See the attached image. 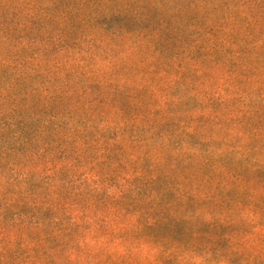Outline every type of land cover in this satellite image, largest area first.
<instances>
[{
    "label": "trees",
    "instance_id": "16d2710c",
    "mask_svg": "<svg viewBox=\"0 0 264 264\" xmlns=\"http://www.w3.org/2000/svg\"><path fill=\"white\" fill-rule=\"evenodd\" d=\"M38 2L17 0L13 6L9 0H0V29L5 40H14L17 31L30 44L48 36L56 49L79 46L87 40L113 60L109 75L102 72L85 82L71 80L62 92L50 93L52 86L38 81L37 69L19 70L25 59L8 52L0 56V170L12 179L7 182V191L23 192L13 186L23 181L30 182L33 188V194L21 202L13 200L4 207L1 239L11 237L20 243L29 240L36 252L46 256L45 264H70L69 260H62L66 247L75 248L79 255L99 256L100 253L88 255L80 246L78 222H62L72 217L66 216L67 203L72 199L81 207L84 204L80 200L85 199L84 190L72 184L74 173H70V165L94 162L101 171L113 164L121 173L130 174L127 181L131 191L132 185L141 186L139 180L151 190L152 199V192L156 191L159 201H149L147 212L155 220L149 218L147 227L164 225L180 233V238L158 236L163 264H196L197 255H204L206 262L211 255L229 261L236 254L230 246H242L245 241L246 219L242 210L258 212V223L264 226V6L256 13L251 9L248 17L239 14L237 8H226L224 2L222 10L221 4L210 0ZM159 6L184 8L200 26L160 28L156 34L126 27L127 23L142 24L147 20L144 8L159 10ZM21 15L28 24H19ZM89 21L103 26L106 43L101 35L88 29ZM229 21L234 26L224 29ZM242 22L245 33L235 26ZM36 24L41 28L37 33L33 30ZM149 38L161 53L154 60L142 58ZM131 53L132 62L125 60ZM215 67L230 72L224 94H214ZM158 69L168 81L187 85L197 95L206 97L207 102L189 93L184 105L169 104L171 108L185 106L183 114L169 116L161 113L165 109H151L148 81L155 76L144 81L135 73L147 70L154 74ZM130 72L132 80L128 83L115 78ZM173 74L176 78L169 79ZM55 81L62 83L60 78ZM79 83L82 85L77 86ZM179 86L176 93L181 92ZM130 88L132 94H127ZM120 95L126 98L119 107L121 124L103 108L110 97ZM190 102L201 105V110L192 112ZM230 124L239 132L231 135L226 127ZM190 126V130H185ZM163 136L167 140L158 141ZM186 138L204 146V150L198 153L185 149ZM221 139H228L232 148L225 152L213 149ZM238 148H248L249 153L240 150L242 155L229 156ZM132 151L144 156H132ZM86 194L94 195L90 189ZM123 194L121 198L109 196L102 200L103 206L121 209L123 198L132 197L129 190ZM153 202L156 203L151 207ZM176 206L179 211L173 210ZM97 211L93 217L107 224V214L100 216L103 211ZM86 212L74 217H83ZM58 218L60 221L56 222ZM54 225L60 226L62 236L52 229ZM177 226L179 231L175 230ZM127 232L124 235L129 237ZM257 237L264 244V231ZM136 241L133 237L129 249L138 246ZM119 264H124L122 259ZM132 264H141L133 251Z\"/></svg>",
    "mask_w": 264,
    "mask_h": 264
},
{
    "label": "rangeland",
    "instance_id": "374dc122",
    "mask_svg": "<svg viewBox=\"0 0 264 264\" xmlns=\"http://www.w3.org/2000/svg\"><path fill=\"white\" fill-rule=\"evenodd\" d=\"M10 5L15 6L17 0H9ZM43 1V0H42ZM213 3L221 4V9H224L223 2L226 5V8H237L239 14L250 17L249 14L251 9L256 12H259L261 7L264 6V0H254L249 5V2L252 0H210ZM41 2V0H40ZM38 2V5L40 4ZM47 2V0H44ZM160 3V2H158ZM247 6V7H246ZM159 10L153 8H144L142 12L147 16V20L142 24H136L130 22L126 24V27L137 28L143 31L151 32L156 34L160 28H172V29H187L190 27H199L200 24L196 19L187 12L184 8H178L177 6L170 7H161ZM83 12H88L87 8L83 9ZM1 14V12H0ZM23 14V13H22ZM227 17L231 18L228 14ZM231 21V20H230ZM229 21V22H230ZM26 22L21 15L20 23L23 26ZM28 24V23H27ZM242 23H236V27L241 30L242 33H245L243 30ZM92 32H95L98 35H101L103 42L106 43L108 40L105 33L102 32L103 26L94 23L93 21L87 22ZM234 26V23L230 22L225 24L224 29H228ZM33 30L37 33L41 30L36 24L33 26ZM54 31V30H53ZM5 33L0 29V56L3 54L12 53L15 56H20L26 60V63L19 67L21 72H30L38 71L40 76H38V81L45 83L49 86H52L50 93L55 91L57 93L62 92L67 88L66 84L71 80L83 79L84 82L86 78L90 76H96L102 72L110 73V66L113 60V57L106 56L101 54V50L95 49L91 46V42L87 40H82L79 46H70L67 45L64 48L56 49L54 42L51 38L45 36L41 39L39 43L30 44L27 39L23 38V33L20 34V31L14 33V40H5ZM5 40V41H4ZM149 45L143 48L142 58L145 60H154L158 58L161 54L158 49L152 44V38H149ZM144 41V40H143ZM147 42V41H144ZM28 45V46H27ZM26 46V48H22ZM34 51V52H32ZM123 55V54H122ZM129 56V57H128ZM128 61L132 62V53L127 54ZM153 68V67H151ZM215 72L217 73L216 83L213 87L214 94L220 95L224 94L225 91L223 87L226 85V78L230 75V72L227 68H216ZM106 74V73H105ZM164 74L165 76H161ZM154 75V80H149L151 95L149 107L151 109L162 108L161 113L171 115H179L185 112V106L180 107H170L169 104L184 105V98L186 94L192 93V95L198 96L199 99L203 102H207V98L202 94H199L196 90H190L187 85H181L170 82L167 79V75L158 69L154 74L146 71L135 73L137 77H143L144 81H147L148 77ZM0 77L2 72L0 70ZM60 78L62 83L59 84L55 80ZM120 83L130 82L132 80V72L130 74L124 75L122 73L115 76ZM176 76L173 74L169 79H174ZM155 81L153 83H150ZM125 85H128V84ZM82 83L77 84L81 86ZM180 87L181 92L176 93L175 89ZM241 94L240 92H236ZM127 94H132V88L127 91ZM149 95V94H148ZM132 100V96L130 97ZM126 98L122 95L116 96L114 99L107 100L106 105L103 108L109 113L110 116L116 118L121 124L120 111L119 107L122 102H125ZM190 107H192V112H199L201 105L196 106L193 102H190ZM189 107V108H190ZM204 112H208V109L202 108ZM183 123V122H182ZM209 124V123H208ZM211 124V123H210ZM192 126V125H191ZM190 127L185 128V130H190ZM229 130V133L235 134L239 132L236 127L232 124L226 126ZM209 134L206 132V137ZM229 138V136H227ZM167 136H163L158 139V141L165 142ZM246 140V139H243ZM228 139H221L220 143L217 144L215 149L217 152H225L230 150L232 147L229 146ZM185 149L196 150V152L201 153L204 150V146L196 144L193 141H190L188 138L183 142ZM149 149H153L150 147ZM235 150V149H234ZM243 152H248V148H238L229 156H238L242 155ZM99 153V152H98ZM132 156H144L140 155L138 152L132 151ZM113 164L104 166V170L101 171L97 166H94V162L90 164H71L70 173H74L73 185L78 186L81 190H84L85 199H81L80 202L83 206H79L78 203L72 199L67 203L65 208L66 216H72L69 220L64 219L62 222L76 221L79 223L77 232H80V246L83 247L84 251H88V255H95V253H100L96 258L93 256H86V254L79 255V252L73 247H66L64 251L62 260H69L70 264H119V260H123L124 264H132V251L138 256L141 264H163L162 258H159L163 250L162 246L158 242V236L165 237H176L180 238L179 234L171 231V228L168 226H158V228L149 229L147 226V220L149 216L147 212L150 208L149 201L155 200L159 201L156 191L153 190L154 194L153 199L151 197L150 189L143 182L139 180L137 183L141 184L140 187H134L132 185V191L128 188L127 178L130 174L121 173L118 168H114ZM134 172L132 171V177ZM12 182L11 177H7L2 170H0V222L2 221V212L5 206L16 202H21L26 195L33 194V188L31 183L28 181H23L19 184L13 186L20 187L22 189L21 193H14L13 191L6 190L7 182ZM79 189V190H80ZM88 189L91 190V196L86 194ZM70 190V189H69ZM125 190H129L132 194L123 198L124 205L119 210L114 209L111 205L105 207L104 199L109 196L115 198H121ZM171 200V199H170ZM156 202L151 204V207L154 206ZM101 203V207H100ZM32 205V202H30ZM99 204V205H98ZM161 207V206H158ZM83 210L87 211L83 217H74L76 214H82ZM97 210H102L103 213L100 216L107 214V219L109 220L105 224L102 220H99L96 217H93L92 213ZM175 211H179L180 207L176 206L173 208ZM243 211V216L246 219V224L243 230V240L244 244L242 246H230V249L236 252V254L231 255L229 261H224L219 255H211L209 257V262L204 261V255L196 257V264H264V244L258 241L259 234H262L264 231V226L258 223L260 214L254 212L248 208H245ZM103 218V217H102ZM9 217L5 218L7 221ZM151 220H155L150 218ZM59 218L56 219V222H59ZM54 231L59 233L60 236V226L54 225L51 226ZM154 229V230H153ZM181 228L177 226L175 230H180ZM128 231L129 237L124 235V232ZM110 232L114 233L113 236H110ZM137 232V235L135 233ZM4 230H0V264H45L46 256L41 252H36L34 250V243L29 240H25L20 243L14 238H2ZM135 238L138 243V246L130 248L129 242H132V238ZM127 239V241H126ZM126 241V242H125ZM78 243V244H79ZM87 243V245L85 244ZM50 246H53L54 243L48 242ZM27 246V249L23 250V247ZM241 247V248H240ZM33 248V249H31ZM131 255L130 257H126ZM99 258V260H98ZM102 261H100L101 259Z\"/></svg>",
    "mask_w": 264,
    "mask_h": 264
}]
</instances>
